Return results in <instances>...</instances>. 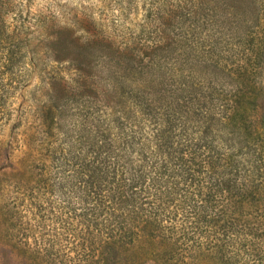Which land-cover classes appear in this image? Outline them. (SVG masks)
Here are the masks:
<instances>
[{"label":"rangeland","instance_id":"374dc122","mask_svg":"<svg viewBox=\"0 0 264 264\" xmlns=\"http://www.w3.org/2000/svg\"><path fill=\"white\" fill-rule=\"evenodd\" d=\"M198 1L0 0V264H264V253L253 255L255 261L244 255V239L215 241L217 227L199 245L196 238L155 230L152 217L146 226L129 220L120 236L108 238L114 224H108L106 208L132 188L141 191L138 199L144 189L153 194V160L160 159L156 117H164L153 103H167L153 86V51L193 47L186 43L189 21L169 26L166 19L170 10L194 8ZM217 1L209 4L218 6V14L199 29L201 48L223 69L211 79L218 84L215 96L233 101V120L217 126L222 139L234 127L262 148L264 0ZM65 38L77 47L98 43L91 44L93 65L102 74L98 98L80 95L83 79L75 63L54 59L55 43ZM170 58L171 72L190 67ZM192 72L197 83L201 77ZM180 77L174 75L177 86L185 84ZM214 106L208 118L229 111ZM245 125H251L248 132ZM190 128L193 138L196 128ZM194 138L191 144H204L199 135ZM120 189L123 197L113 200ZM187 195L189 203L198 200ZM249 213L239 217L243 231L259 224L254 207Z\"/></svg>","mask_w":264,"mask_h":264},{"label":"trees","instance_id":"16d2710c","mask_svg":"<svg viewBox=\"0 0 264 264\" xmlns=\"http://www.w3.org/2000/svg\"><path fill=\"white\" fill-rule=\"evenodd\" d=\"M209 1L199 0L194 8H188L186 5L185 8L179 6L169 11V18L166 19L169 26L172 23L174 25L177 20L179 26L185 27L186 21H189V32L185 31L186 43H191L194 48L178 49V53L167 49L153 51V75L156 74L153 86L160 93L158 99L167 98L164 106H155L153 103V108L164 110L162 119L156 117V156L160 159L153 160V194L149 195L144 189V196L138 199L141 191L132 188L123 197L124 192L120 189L113 200H118L121 196L123 200L105 210L108 224H114L108 238L112 240L120 236L123 227L129 226V220L134 221L136 225L146 226L150 224L152 217L155 230L161 229L165 233L170 231L173 232L172 237L180 235L185 240L196 238L199 241H195V244L199 245H202L204 240H209L208 236H203L204 233L208 234L217 227L215 233L218 235L214 238L215 241L244 239V255L255 261L253 255L264 253V146L257 148L255 143L250 144L245 133L237 131L234 127L229 128L222 139L223 130L217 126V121L219 123L226 119L233 120L234 110L230 109L232 100L215 96L218 84L211 79H216L223 69L218 61L200 46L202 33L199 29L203 25L202 22L218 14L215 11L218 6L211 7ZM219 1L221 3L231 0L217 2ZM190 32L192 34L188 36ZM1 33L0 29V37ZM168 38V41H174V38ZM88 43L89 45L77 47L68 38L57 40L54 59L75 63L79 78L83 79L80 95L96 99L98 95H102L100 85L96 81L102 74L98 70V63L93 65L92 62V59L95 61V53L91 44L95 41ZM170 57L180 60L184 66H190L188 69L177 70L182 76L179 81L183 82L184 79L185 84L177 86V82L173 80L174 75L178 74L169 69L175 65ZM192 71H197L196 77H201L197 83ZM188 79L190 81H187ZM157 84H166V87H158ZM136 97L144 106H151V102L144 96ZM216 102L224 109L222 113L228 107L229 111L218 116L211 113V118H208ZM55 103L60 109L62 102L57 99ZM230 114L231 116H228ZM221 124L227 127L225 122ZM190 126L196 128L192 134L193 138L189 137L188 131L192 129ZM250 128L251 125H245L243 130L248 132ZM178 132L182 139L177 143L175 139ZM195 135H199L204 144H191L197 140ZM211 147L217 150L215 154L211 150L207 151ZM245 149L249 151L244 152ZM248 156L249 160H246ZM171 180H181L183 184L173 185ZM144 183L143 188H147L148 185L145 181ZM188 193L198 200L189 203ZM200 195L204 200L199 202ZM151 197L153 202L149 201ZM177 197H180V200H177ZM204 204H209V207ZM149 206L150 210H146ZM252 207L254 221H259V224L253 222L252 225H246V231H243L239 217L252 216V213H249ZM211 223L214 225L211 226ZM114 233L116 235H113ZM103 243L106 244V238ZM209 246L213 250L216 249L215 245Z\"/></svg>","mask_w":264,"mask_h":264}]
</instances>
